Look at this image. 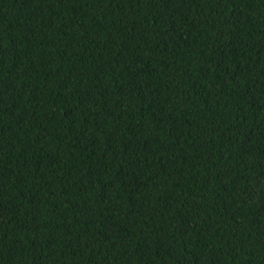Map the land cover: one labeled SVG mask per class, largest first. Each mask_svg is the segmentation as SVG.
<instances>
[{"label": "trees", "instance_id": "obj_1", "mask_svg": "<svg viewBox=\"0 0 264 264\" xmlns=\"http://www.w3.org/2000/svg\"><path fill=\"white\" fill-rule=\"evenodd\" d=\"M0 264H264V0H0Z\"/></svg>", "mask_w": 264, "mask_h": 264}]
</instances>
